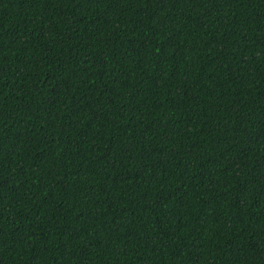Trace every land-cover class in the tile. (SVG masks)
<instances>
[{
  "label": "trees",
  "instance_id": "1",
  "mask_svg": "<svg viewBox=\"0 0 264 264\" xmlns=\"http://www.w3.org/2000/svg\"><path fill=\"white\" fill-rule=\"evenodd\" d=\"M0 264H264V0H0Z\"/></svg>",
  "mask_w": 264,
  "mask_h": 264
}]
</instances>
